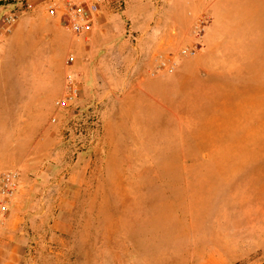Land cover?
Masks as SVG:
<instances>
[{
  "label": "rangeland",
  "instance_id": "1",
  "mask_svg": "<svg viewBox=\"0 0 264 264\" xmlns=\"http://www.w3.org/2000/svg\"><path fill=\"white\" fill-rule=\"evenodd\" d=\"M13 9L27 15L0 0ZM115 22L93 59L91 32H56L60 50L43 26L15 49L1 37L0 170L21 173L0 218L6 264H190L192 228L201 242L203 221L264 205V0H134ZM69 72L79 96L60 107ZM134 221L152 223L150 257ZM260 245L232 264H264Z\"/></svg>",
  "mask_w": 264,
  "mask_h": 264
},
{
  "label": "crops",
  "instance_id": "2",
  "mask_svg": "<svg viewBox=\"0 0 264 264\" xmlns=\"http://www.w3.org/2000/svg\"><path fill=\"white\" fill-rule=\"evenodd\" d=\"M65 1L66 0H18V4H24V6L28 8L26 11L27 15L23 16L18 21L9 34L7 33L4 35L2 42L3 45L1 44L3 48H18V44L21 46L26 42L23 39L29 31L36 26H43V32L45 35L49 36V41L44 45V49L60 50V46L59 48L56 47L59 44L56 32H60V30L65 28L63 22L66 17L62 6ZM133 1L134 0H102L99 11L94 15V28L89 37L91 46L86 48L90 54L89 57L93 59L95 54H98V48L96 47L97 43L95 40L98 37L103 38L106 34L115 31L116 28L112 27L111 24L114 23L116 25V20H119L122 16L125 17L126 13L131 10V4ZM53 4L59 6L55 15H52L47 11V8ZM141 4L142 6L145 5L142 2ZM118 26L122 27L120 24H118ZM106 46L108 47L110 45ZM108 49L109 48H106V50ZM96 64L94 63L93 67ZM92 71L94 72L93 68ZM101 74V78L104 81H108L107 74L105 72ZM3 94L4 95L1 96L3 100L0 101V109H12L13 105L8 103V100L12 101L9 91L5 90ZM28 98V103H25L23 107H28L29 109L35 107L30 105V103L31 98H34L36 102L37 94L28 95ZM256 212L261 216L260 219L258 218L257 213L255 215V212L253 211L251 213V219L248 221V214L246 215V221H228L227 218L225 221H203L205 226L202 231L204 240L201 242H199V239H196L200 236L198 235L196 237V228H192L193 239L190 247L191 250H189L192 258L190 264H232L239 258L250 256L254 251L255 242L257 244L261 242L260 246L264 248V205H261L260 210ZM192 222H195V225L199 224L198 221ZM143 226H145V228H143ZM151 226L152 223L150 221H134L135 250H142L141 245L143 240H145L144 251L149 257L151 256L150 252L152 251V243L154 242L153 237L155 236L153 232L154 230ZM184 226L185 231L189 233L190 223ZM192 226H194V224ZM198 231L200 232V230ZM159 235L160 233L156 234V236ZM180 243L179 241L177 242L176 249L179 247ZM13 252L14 250H11L9 255L15 257ZM181 262L183 263V261ZM0 264H6V262L0 259Z\"/></svg>",
  "mask_w": 264,
  "mask_h": 264
},
{
  "label": "built area",
  "instance_id": "3",
  "mask_svg": "<svg viewBox=\"0 0 264 264\" xmlns=\"http://www.w3.org/2000/svg\"><path fill=\"white\" fill-rule=\"evenodd\" d=\"M102 0H66L63 6L65 13L64 27L75 37L89 34L94 28V15L99 11ZM59 6L57 4L48 7L49 13L55 15ZM23 10L13 9L0 14V41L3 34L10 32ZM186 54H194L193 49L185 48ZM163 64L173 70L176 61L172 58L163 60ZM65 92L57 100V104L68 106L79 96V85L72 72L65 76ZM21 181V173L18 168H8L0 170V218L9 212L10 206L16 197Z\"/></svg>",
  "mask_w": 264,
  "mask_h": 264
}]
</instances>
